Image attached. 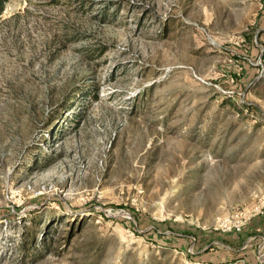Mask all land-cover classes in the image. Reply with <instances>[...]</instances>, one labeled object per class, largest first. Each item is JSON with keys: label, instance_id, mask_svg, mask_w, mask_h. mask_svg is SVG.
Returning a JSON list of instances; mask_svg holds the SVG:
<instances>
[{"label": "rangeland", "instance_id": "rangeland-1", "mask_svg": "<svg viewBox=\"0 0 264 264\" xmlns=\"http://www.w3.org/2000/svg\"><path fill=\"white\" fill-rule=\"evenodd\" d=\"M263 187L264 0L5 1L0 264L217 262Z\"/></svg>", "mask_w": 264, "mask_h": 264}, {"label": "crops", "instance_id": "crops-1", "mask_svg": "<svg viewBox=\"0 0 264 264\" xmlns=\"http://www.w3.org/2000/svg\"><path fill=\"white\" fill-rule=\"evenodd\" d=\"M259 229L264 231V214L258 217V220L255 222L252 223L250 221L240 232L223 233V239L221 238L219 242L223 245L224 249H221L219 252L215 250V252L203 253L205 257L209 255L215 258L216 255L220 260L213 262V259L204 258L203 261H206L205 264H209L208 262H212L211 264H261L256 257L255 249H247V246H245L249 236ZM241 258L245 260L242 262Z\"/></svg>", "mask_w": 264, "mask_h": 264}, {"label": "built area", "instance_id": "built-area-1", "mask_svg": "<svg viewBox=\"0 0 264 264\" xmlns=\"http://www.w3.org/2000/svg\"><path fill=\"white\" fill-rule=\"evenodd\" d=\"M264 211V187L259 196L251 204L243 206H233L215 221L214 229L223 232H240L257 215ZM257 258L261 264H264V237L257 246ZM244 261V258H241Z\"/></svg>", "mask_w": 264, "mask_h": 264}, {"label": "trees", "instance_id": "trees-1", "mask_svg": "<svg viewBox=\"0 0 264 264\" xmlns=\"http://www.w3.org/2000/svg\"><path fill=\"white\" fill-rule=\"evenodd\" d=\"M5 1H6V0H0V14H1V13L3 12V10H4Z\"/></svg>", "mask_w": 264, "mask_h": 264}]
</instances>
